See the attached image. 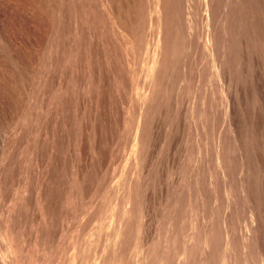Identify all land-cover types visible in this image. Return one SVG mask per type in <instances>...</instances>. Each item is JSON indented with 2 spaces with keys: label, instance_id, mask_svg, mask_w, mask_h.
<instances>
[{
  "label": "rangeland",
  "instance_id": "374dc122",
  "mask_svg": "<svg viewBox=\"0 0 264 264\" xmlns=\"http://www.w3.org/2000/svg\"><path fill=\"white\" fill-rule=\"evenodd\" d=\"M0 264H264V0H0Z\"/></svg>",
  "mask_w": 264,
  "mask_h": 264
}]
</instances>
